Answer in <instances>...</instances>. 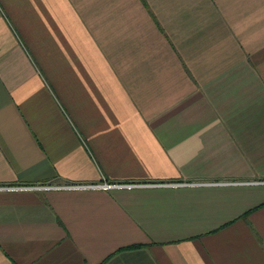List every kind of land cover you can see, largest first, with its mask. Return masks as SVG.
<instances>
[{"label": "crops", "instance_id": "0c3cea01", "mask_svg": "<svg viewBox=\"0 0 264 264\" xmlns=\"http://www.w3.org/2000/svg\"><path fill=\"white\" fill-rule=\"evenodd\" d=\"M0 186V264H264V0H0Z\"/></svg>", "mask_w": 264, "mask_h": 264}, {"label": "built area", "instance_id": "2783aa9c", "mask_svg": "<svg viewBox=\"0 0 264 264\" xmlns=\"http://www.w3.org/2000/svg\"><path fill=\"white\" fill-rule=\"evenodd\" d=\"M166 185H174V184H117L116 187H152V186H166ZM102 187H112V184H104L101 185ZM67 187H78V186H67ZM10 188H14V187H9V186H0V190L3 189H10ZM16 189H25V187H15ZM41 188L40 186H28L26 187V189H38Z\"/></svg>", "mask_w": 264, "mask_h": 264}]
</instances>
